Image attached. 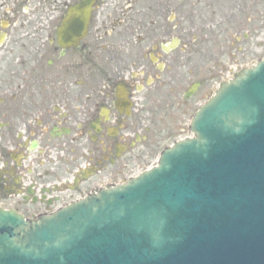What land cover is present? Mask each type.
Masks as SVG:
<instances>
[{"label": "flooded vegetation", "instance_id": "1", "mask_svg": "<svg viewBox=\"0 0 264 264\" xmlns=\"http://www.w3.org/2000/svg\"><path fill=\"white\" fill-rule=\"evenodd\" d=\"M80 1L0 0V210L24 219L124 182L148 139L145 114L198 94L219 36L231 73L264 51V0H193L186 18L215 20L192 25L193 37L170 19L172 0H87L86 33L65 47L63 23Z\"/></svg>", "mask_w": 264, "mask_h": 264}, {"label": "water", "instance_id": "2", "mask_svg": "<svg viewBox=\"0 0 264 264\" xmlns=\"http://www.w3.org/2000/svg\"><path fill=\"white\" fill-rule=\"evenodd\" d=\"M87 11L70 12L74 42ZM190 130L125 185L35 221L0 211V264H264V61Z\"/></svg>", "mask_w": 264, "mask_h": 264}, {"label": "rangeland", "instance_id": "3", "mask_svg": "<svg viewBox=\"0 0 264 264\" xmlns=\"http://www.w3.org/2000/svg\"><path fill=\"white\" fill-rule=\"evenodd\" d=\"M172 2L175 8V16H171L170 19L173 20L174 25L182 29L185 34H189L190 31L191 37L198 34V32L192 28V25L201 28L204 24L215 23L214 16L203 12H200L201 15L198 18H186L192 10V8L189 7V4H196L193 0H172ZM204 34L209 38L215 37V34L217 36L215 30L208 32L207 28L204 29ZM256 42L257 41L255 40L254 44ZM225 45L227 46L229 44L226 43L221 36L217 38L216 44H209L206 51L215 53V55L206 61V76L208 78L206 84L201 87L198 94L193 97L190 102H163L162 106L158 103L159 106L157 107V110H152L145 114L147 118L146 125L149 127L150 131L147 134V141L140 144L141 146L139 145L135 150V155H138L139 159L131 158L130 169L134 168V170L129 173L131 176H135L141 170L154 166L161 152L165 148L178 140L191 136L188 127L192 115L198 107L209 100L221 83L226 82L233 75V73L229 71L232 64L230 63L229 53L225 52ZM231 52L235 53V49ZM263 58L264 51L255 46L254 58L250 61L241 63V66L254 65ZM220 70L221 72H218ZM213 72H218L216 78L210 79L208 74ZM143 147L145 150L142 149ZM138 166L141 168H137Z\"/></svg>", "mask_w": 264, "mask_h": 264}]
</instances>
